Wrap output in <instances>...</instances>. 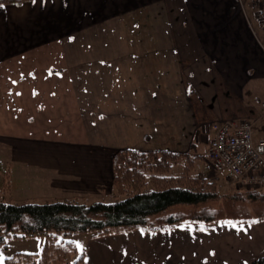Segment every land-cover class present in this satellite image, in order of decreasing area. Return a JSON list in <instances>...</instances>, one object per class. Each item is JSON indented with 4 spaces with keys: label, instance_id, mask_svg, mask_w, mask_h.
I'll use <instances>...</instances> for the list:
<instances>
[{
    "label": "crops",
    "instance_id": "1",
    "mask_svg": "<svg viewBox=\"0 0 264 264\" xmlns=\"http://www.w3.org/2000/svg\"><path fill=\"white\" fill-rule=\"evenodd\" d=\"M254 9L250 0H30L0 8L9 15L8 28L0 29V64L25 63L13 66L25 73L24 81L19 75L13 81L24 83L13 94L27 109L24 130L11 133L9 124L7 135H0L8 150L10 190L33 179L45 201L97 200L100 191L112 187L117 150H168L201 160L197 146H207L209 156L211 124L226 119L250 120L259 135L264 129V28ZM148 19L159 27H154L157 36ZM101 30L105 38L118 31L134 43L120 52L123 66L79 63L84 49L72 55L47 50ZM129 32L131 37L125 35ZM49 56L59 57L56 65L47 64ZM65 122L77 129L68 137L80 141L58 139ZM83 125L87 131H80ZM159 130L156 137L163 140H152ZM225 226L220 222L216 228ZM245 240L238 243L241 252L231 241L160 242L161 248L177 250L174 256L166 251L146 255L158 263L169 257L168 264H205L207 258L249 264L264 254V240ZM127 244L96 242L87 246L84 258L100 264L122 260L127 256L120 250Z\"/></svg>",
    "mask_w": 264,
    "mask_h": 264
},
{
    "label": "trees",
    "instance_id": "2",
    "mask_svg": "<svg viewBox=\"0 0 264 264\" xmlns=\"http://www.w3.org/2000/svg\"><path fill=\"white\" fill-rule=\"evenodd\" d=\"M28 1L0 0V4L21 5ZM194 161L195 157L188 153L120 149L112 156L113 202L94 201L86 205L78 199L42 203L0 200V247L11 238L39 236L43 240L40 253L15 254L5 259L6 264H83L82 256L74 255V245L66 237L85 232L100 233L114 227L160 231L179 222L210 223L227 217V205L221 210L207 205L218 198V191L210 190L215 186L213 181L201 180L194 174ZM178 162L182 163L181 173L170 175ZM8 174V166L0 163V189L5 193L9 187ZM246 190L242 199L255 209V216L238 214L235 218L244 221L264 218V189ZM227 204L237 205L229 201ZM174 205H186L191 209L163 214ZM238 206L243 207L242 204ZM249 264H264V254Z\"/></svg>",
    "mask_w": 264,
    "mask_h": 264
},
{
    "label": "rangeland",
    "instance_id": "3",
    "mask_svg": "<svg viewBox=\"0 0 264 264\" xmlns=\"http://www.w3.org/2000/svg\"><path fill=\"white\" fill-rule=\"evenodd\" d=\"M5 6V5H3ZM8 21H9V15L6 12L0 13V29L8 28ZM149 23L152 22V28L154 30L155 28H159L156 26L154 21L152 19L147 20ZM151 26V25H150ZM155 31V30H154ZM133 33V32H132ZM156 36L159 34L157 31H155ZM91 38L89 39V36L86 37V40L84 38L80 40H72L69 43H62L57 44L53 47H48L47 50L51 53H57L60 54L61 51L66 50L68 51L70 55L74 54L79 49H84L85 52L79 57L80 62L79 63H85V64H108L113 66H123L125 64L124 58L122 56V53H120L122 50L129 49L133 46V42H127L124 38V34H121L117 31H114L109 37L105 38V30H101L98 32H92L89 33ZM126 36L129 35L131 37V32L126 33ZM128 37V38H129ZM136 38V37H135ZM134 41H137L136 39H133ZM113 50V53H112ZM101 52H104L105 54H100ZM107 56L106 55H110ZM109 53V54H107ZM72 59V58H70ZM48 65H56L57 61L59 60V57L54 58L53 56H49L46 58ZM15 64H18L20 67H24L25 63L24 60H21L17 63L15 62H6L0 64V135H7L9 132V124H12L11 129H14L11 133L15 132L17 129L24 130V117L26 115L27 109H24L19 104V100L21 97H14V92L19 86H23L24 83H21L20 85H17L14 83L15 76H18L21 78L22 81H24L25 73H17L13 69H15L18 65L13 67ZM13 67V68H12ZM15 88V89H14ZM65 99L67 97H64ZM172 107V106H171ZM120 108V107H119ZM211 108L213 110H217L216 107L211 105ZM67 120V119H66ZM184 120V118H183ZM228 120V119H226ZM181 121V120H179ZM179 121L176 122L177 126L179 125ZM224 121V120H220ZM90 122H88L89 124ZM120 122H116V124ZM160 126L159 128H164L162 121H158ZM36 124V123H35ZM34 124V125H35ZM72 122H65L61 124L60 128L65 130L60 131V137L58 139L69 141L72 140L73 142L80 141L76 140L78 138L75 137H68L70 136L71 129L76 130L75 124L72 125ZM100 124H97V129H101L99 127ZM18 126V128H17ZM29 126V125H27ZM55 126V125H54ZM84 130L87 131V128L85 125L82 126ZM68 130V134L67 131ZM156 134H161V131L159 130L158 133H155V136L152 140L155 141V138L158 140L156 141H162L163 138L156 137ZM85 140L86 142L90 138H81ZM5 136H0V159H2L4 165L9 166L7 161L8 158V150L6 147ZM113 140V137H112ZM90 141V140H89ZM88 141V142H89ZM211 146V145H210ZM197 153H200L202 151L203 158L200 160L194 161V174H198L197 177L201 180L206 181H213L214 187L210 188L212 191H218L217 194L219 195L218 198L214 199L213 201H209L207 203L208 206H210L213 209L221 210V207L223 205H227L229 214L227 217L222 216L223 219L215 220L210 223H192V222H179L176 223L171 228H166L160 231H145L140 229H133L128 230L124 228L114 227L110 228L107 231L100 232V233H77L71 236L66 237L67 241H71L74 245L75 249V256H82L83 258V264H100L97 262H91L86 258H84V253L86 251V248L90 244H94L96 242L100 241H122L125 242L127 245H124V249L120 250V252H123L127 257H123L122 260L118 259H112L109 261H106L102 264H168L169 257L174 256V251H177L173 248H161L159 246L161 243H196L200 241H210L211 243H217L220 242L222 245L231 241L234 244H238L239 242H242V240H248L252 239V241H247V243H255L256 240H264V219L262 221H244L242 218H238V214L245 216L246 214L254 217L255 211L254 208L248 206V201L243 200L242 196L246 193V188L248 189H258L264 187H254L249 188L248 186L242 185L238 182H234L232 180H226L225 173L215 167L211 159H209V156H207V146L204 145H198ZM201 149V150H200ZM191 157H195L193 153H190ZM9 168V167H8ZM182 171V163L178 162L170 171V175L176 176L179 175ZM9 180V176H8ZM33 179H30L29 182L26 184H19L13 186V188L10 190V185L8 187V193H5L4 190L0 189V200H3L6 203H23V202H33V203H42L43 201L47 200L45 197H39L37 194L40 191L38 187L41 184H33ZM39 182V181H36ZM106 190V189H105ZM100 191L99 194L102 196V198H99L97 200H91V198L86 199H78L83 204H90L94 201H103L105 203H110L115 200L112 195H114V191L111 188L109 191ZM235 193L238 195L237 198H235ZM100 196V197H101ZM123 197H119L118 199H122ZM33 199V201L31 200ZM76 199V198H74ZM227 199V200H226ZM238 199V200H236ZM35 200H41L42 202H35ZM226 200V201H225ZM227 201L230 203H236L237 205H230L227 204ZM238 204H242L243 207L238 206ZM206 206V205H205ZM237 208H242V210H239ZM247 208V209H246ZM191 209L190 207L186 205H174L168 208L163 212V214L166 213H175V212H186L187 210ZM239 212V213H237ZM232 213V215H230ZM237 217V218H235ZM246 219V218H245ZM223 220V221H221ZM220 222H224L226 224L227 235L225 233V227L224 228H216V226ZM230 224V225H229ZM254 224H257L254 226ZM233 225V226H232ZM245 226H248V229H244ZM216 228V229H215ZM219 229V232H217ZM231 232H230V231ZM218 235V236H217ZM59 239V238H57ZM245 240V241H246ZM42 243L43 240L39 236H32V237H18V238H11L8 241H6L4 246L0 247V264H6L5 259L8 257H11L15 254H22V253H31V254H38L42 250ZM240 252L243 251V247L238 244ZM197 252L199 251L198 249ZM161 251H166L167 255L169 256L168 259L159 258V263L156 260H152L150 258L156 257L158 253ZM220 250L221 253L226 252L227 250ZM148 252H151L150 258L148 255H146ZM178 254V253H176ZM222 257V256H220ZM259 257V256H258ZM257 258V257H256ZM226 258L219 259L214 263V260L207 258L205 264H228L229 262L226 261ZM225 262V263H224Z\"/></svg>",
    "mask_w": 264,
    "mask_h": 264
},
{
    "label": "built area",
    "instance_id": "4",
    "mask_svg": "<svg viewBox=\"0 0 264 264\" xmlns=\"http://www.w3.org/2000/svg\"><path fill=\"white\" fill-rule=\"evenodd\" d=\"M255 17L264 28V0H250ZM209 159L225 173L226 180L249 188L264 187V129L259 135L250 120H224L211 124Z\"/></svg>",
    "mask_w": 264,
    "mask_h": 264
},
{
    "label": "snow or ice",
    "instance_id": "5",
    "mask_svg": "<svg viewBox=\"0 0 264 264\" xmlns=\"http://www.w3.org/2000/svg\"><path fill=\"white\" fill-rule=\"evenodd\" d=\"M36 2V0H33V3H35ZM3 7V5L2 4H0V8H2Z\"/></svg>",
    "mask_w": 264,
    "mask_h": 264
}]
</instances>
